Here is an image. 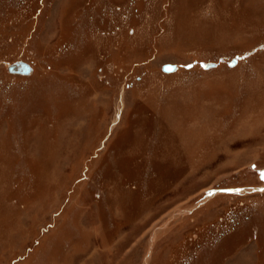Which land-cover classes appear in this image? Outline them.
Segmentation results:
<instances>
[{
	"label": "rangeland",
	"instance_id": "1",
	"mask_svg": "<svg viewBox=\"0 0 264 264\" xmlns=\"http://www.w3.org/2000/svg\"><path fill=\"white\" fill-rule=\"evenodd\" d=\"M262 174L264 0H0V264H264Z\"/></svg>",
	"mask_w": 264,
	"mask_h": 264
},
{
	"label": "water",
	"instance_id": "2",
	"mask_svg": "<svg viewBox=\"0 0 264 264\" xmlns=\"http://www.w3.org/2000/svg\"><path fill=\"white\" fill-rule=\"evenodd\" d=\"M8 69L13 72L26 73L29 72L30 67L23 61H15L9 64Z\"/></svg>",
	"mask_w": 264,
	"mask_h": 264
},
{
	"label": "bare ground",
	"instance_id": "3",
	"mask_svg": "<svg viewBox=\"0 0 264 264\" xmlns=\"http://www.w3.org/2000/svg\"><path fill=\"white\" fill-rule=\"evenodd\" d=\"M210 65H212V63L209 62L208 64L205 65V67L210 66ZM174 69H175L174 64L166 63V64H163V65H162V70H163L164 72L169 73V72H172ZM13 73H16V72H13ZM29 73H30V72H29ZM19 74H21V73H19ZM263 189H264V188H263Z\"/></svg>",
	"mask_w": 264,
	"mask_h": 264
},
{
	"label": "snow or ice",
	"instance_id": "4",
	"mask_svg": "<svg viewBox=\"0 0 264 264\" xmlns=\"http://www.w3.org/2000/svg\"><path fill=\"white\" fill-rule=\"evenodd\" d=\"M261 178H264V174H262Z\"/></svg>",
	"mask_w": 264,
	"mask_h": 264
}]
</instances>
